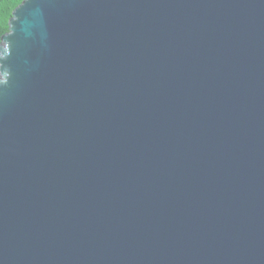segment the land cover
<instances>
[{"label": "water", "instance_id": "water-1", "mask_svg": "<svg viewBox=\"0 0 264 264\" xmlns=\"http://www.w3.org/2000/svg\"><path fill=\"white\" fill-rule=\"evenodd\" d=\"M0 264H264V0H22Z\"/></svg>", "mask_w": 264, "mask_h": 264}, {"label": "trees", "instance_id": "trees-1", "mask_svg": "<svg viewBox=\"0 0 264 264\" xmlns=\"http://www.w3.org/2000/svg\"><path fill=\"white\" fill-rule=\"evenodd\" d=\"M21 0H0V38L8 30V21L13 9Z\"/></svg>", "mask_w": 264, "mask_h": 264}, {"label": "snow or ice", "instance_id": "snow-or-ice-1", "mask_svg": "<svg viewBox=\"0 0 264 264\" xmlns=\"http://www.w3.org/2000/svg\"><path fill=\"white\" fill-rule=\"evenodd\" d=\"M21 2H22V0H21Z\"/></svg>", "mask_w": 264, "mask_h": 264}]
</instances>
